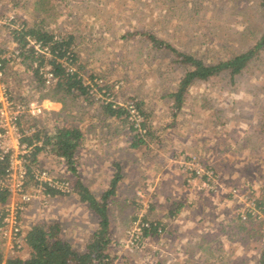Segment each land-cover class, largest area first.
Returning a JSON list of instances; mask_svg holds the SVG:
<instances>
[{
  "label": "rangeland",
  "instance_id": "374dc122",
  "mask_svg": "<svg viewBox=\"0 0 264 264\" xmlns=\"http://www.w3.org/2000/svg\"><path fill=\"white\" fill-rule=\"evenodd\" d=\"M13 15L28 21H33L36 16L43 17L48 28L75 33L80 60L86 68L103 75L108 82L121 85L119 88L115 85L111 91L118 94L114 100L129 108L131 105H127L125 100L135 96L144 102L150 113L148 120L155 133L152 142L148 143L149 149L140 146L133 153L126 152L127 127L115 133L118 142L113 145L119 148L117 156L124 170L134 179H139L142 168L135 163L144 156L149 164L154 163L150 166L154 174L148 175L143 182L136 180L135 186L138 182L140 184L137 191L133 189L132 197L119 195L112 199L115 218L111 222L113 238L109 250L116 255L114 264H219L214 259L206 261L198 257L203 255L198 251L199 243L194 245L196 251L186 249L188 246L184 240L173 234L174 230L177 232V225L168 226L170 233L137 241L130 233L134 230V222L141 221L142 216L153 219L157 210L152 204L153 196L158 193V187L153 189V181L162 175L164 169H174L179 158L190 154L198 155L203 163L217 168L219 173L218 188L212 192L205 191L211 194L214 202L212 210L206 213L212 228L218 229L219 222H223V219H217L218 214H237V198L229 196L232 187H238L241 195L252 191V198L257 199L259 195L264 198V51L259 66L240 75L234 83L229 82L226 73H221L208 81L192 84L182 108L173 116L172 102L165 94L174 90L184 67L173 64L167 53L148 55L143 42L121 38V34L148 30L169 40L177 49L191 52L209 63L228 58L254 44L264 32L262 0H0V47L5 48L6 56H14L15 53L5 29ZM18 62L19 58H14L5 65L0 81L3 88L0 90H4L7 98L15 96L17 100L40 101L44 106L43 113L37 117L40 123L49 128L54 123H77L89 141H99L94 137L97 135L93 132L95 126L101 128L112 121L101 119L98 103L83 110L75 109L77 114L83 115H79L80 120L72 121L65 116L59 102L38 99V92L33 83L30 84L29 72ZM95 98H99L98 95ZM20 122L24 126L29 123L25 118ZM101 138L104 135L101 134ZM13 139L11 134L9 141L13 142ZM177 142H184L193 150L173 154L171 148ZM97 144L91 142L96 150L90 154L87 148H83L78 160V171L84 168L82 176L96 192L99 190H94L96 186L90 180L93 172L90 169L94 167L91 158L96 157L99 161L101 158L105 160L106 156L108 159L116 157L109 149L98 150ZM85 151L86 157L83 155ZM39 165L49 168L53 175L66 174L69 178L65 166L53 156L39 155ZM185 187L199 192L196 185ZM163 189L165 187L160 190L164 192ZM122 190L128 192L129 188L123 185ZM151 204L153 209H149ZM158 210L157 213H161ZM134 216L137 218L132 220ZM51 219L61 220L63 238L78 249L82 248L97 221L86 205L74 197L58 194L52 197L47 207L41 206L39 200L26 207L20 216L21 235L32 223ZM261 222L253 224L255 235L251 240L245 238L241 241L242 248L235 254L232 264H250L254 252L263 247L264 218ZM224 233L220 232L218 236L223 238L227 234ZM137 243L141 245L137 246ZM22 245L16 253L18 256L27 255ZM225 248L228 249V245ZM9 249L10 245L0 238L3 256L9 257ZM186 250L193 251V258H188Z\"/></svg>",
  "mask_w": 264,
  "mask_h": 264
},
{
  "label": "trees",
  "instance_id": "16d2710c",
  "mask_svg": "<svg viewBox=\"0 0 264 264\" xmlns=\"http://www.w3.org/2000/svg\"><path fill=\"white\" fill-rule=\"evenodd\" d=\"M262 3L264 4V0H262ZM1 16L4 15L1 14ZM5 29L9 34L10 41L18 51L15 58H19L18 63L24 67L25 71L29 72L30 84L33 83V88L39 94V100L48 99L59 102L61 110L66 112L65 116L72 121L80 120V116L83 115L81 113L77 114L75 109L83 110L86 106L98 103L97 109L101 119L104 121L111 120L117 123L118 126H122V129L127 127L126 133H128L130 147L147 146V143L152 142L155 130L148 120L150 113L144 106V102L135 96H129L125 100V103L127 105L130 103L131 108L140 116V119L136 122L130 109L114 100V98H118V94L111 91L115 85L118 88L121 85L113 81L108 82L107 78L101 74H94L86 68L85 63L81 62L78 36L75 33L50 29L45 22V18H39L38 16L33 21H28L26 18L13 15L6 24ZM121 38L138 39L145 44L149 52L148 55L151 53H167L172 57L173 64L184 67V73L175 84L174 90L165 94L172 102L171 112L173 116L178 114L182 108L192 84L197 81H208L221 73H226L229 82L234 83L240 75L248 72L252 67L259 66L264 51V32L246 50L209 63L204 62L202 58L191 52L177 49L169 40L160 38L154 32L148 30L124 32L121 34ZM32 41L39 46V50L30 43ZM40 50L44 51L41 52ZM4 52L5 48L0 47V53ZM8 62L9 59H4L3 65H8ZM5 68L6 66L4 70ZM47 72L52 75V80L48 84H46L45 78ZM95 95H98L99 98H95ZM13 100L22 103L29 102L22 98L17 100L15 96H13ZM76 115H80L79 118H76ZM19 118L23 119L24 117L20 116ZM25 119L29 122L26 126L22 125L21 122L18 125L20 143L31 147V151L24 156L25 184L27 186L31 184L33 179L32 170L39 163V155L51 154L65 166L69 174L68 179L71 181L72 189L65 195L72 196L79 203L86 205L87 209L97 217V221L94 228L86 236L81 249L76 248L63 238V223L60 220L34 222L22 234V247L24 246L26 249L27 255H14L4 258L0 250V264H114L116 255L109 250V247L113 238L111 222L115 218L112 209L114 203L112 198L123 178L120 163L115 161L112 164L113 173L109 185L100 197L96 198L83 184L78 173L76 153L84 141L82 128L73 122V124L54 123L49 128L43 122L40 123L37 117H27ZM105 126L108 127L109 125L106 124ZM32 128L33 130H31ZM194 155L198 157V155ZM8 166L9 155L4 154L0 158V181L6 179ZM212 168L219 176L217 168L213 166ZM44 190L45 193L51 196L58 195L54 189L46 185H44ZM9 195L10 191L7 188L0 187V205L7 202ZM259 196L255 199V206L261 209L264 198ZM152 204L149 209H153ZM179 207L180 205L170 209L168 216H174ZM236 213L235 216L229 218L228 226H230V230H224V234H227L223 238L215 234L212 239L209 237L211 241L208 240V243L203 240L198 244V251L202 252V256H204L202 258L199 255L200 259L206 261L214 259L219 264L234 263L235 254L239 253L242 248L241 241H244L245 238L251 240L255 235L253 224L262 223L261 220L254 221L249 213H247V219L245 220L241 219L238 210ZM136 218L134 216L132 220ZM141 222L148 224L141 227L142 236L144 237L162 236L165 233L166 223L161 219H149L142 216ZM261 235L263 238L264 232ZM262 240L264 241V239ZM226 245H228V249L225 248ZM254 253V259L250 264H264V245Z\"/></svg>",
  "mask_w": 264,
  "mask_h": 264
},
{
  "label": "built area",
  "instance_id": "2783aa9c",
  "mask_svg": "<svg viewBox=\"0 0 264 264\" xmlns=\"http://www.w3.org/2000/svg\"><path fill=\"white\" fill-rule=\"evenodd\" d=\"M39 50V46L30 42ZM14 50V56H6L5 53H0V81L2 82L4 74L3 60L9 61L17 55L18 51ZM45 50V49H44ZM44 50H40L43 52ZM46 84L52 80L51 73L45 74ZM0 82V89L2 83ZM3 89V88H2ZM130 112L133 114L134 120L137 122L140 116L129 106ZM44 106L40 101L32 100L27 103L15 101L10 97L7 98L4 90H0V158L4 154L9 155V166L6 170V179L0 181V187L7 188L10 191L9 198L5 204L0 205V238L9 246L8 256L17 255V251L21 248L22 238L20 228V216L29 204L39 200L41 206L47 207L52 197L45 193L44 185L54 189L59 195L68 194L71 189V181L66 174L53 175L49 168L40 166L39 163L32 170V181L28 186L26 182V167L25 158L31 151V147L20 143L19 122L23 116L38 117L43 113ZM33 130V128L31 129ZM12 134L14 141H9V136ZM39 144V143H38ZM48 156H52L46 153ZM180 171L185 175V181L188 186H197L199 191L212 192L219 186L220 177L215 172L212 166L203 163L197 156L190 154L183 156L176 161ZM66 169V168H65ZM64 173V172H63ZM29 187V189H28ZM254 188H252L253 190ZM251 193L241 195L238 187H232L229 191L231 198H237L236 204L238 212L242 220L247 219L249 213L254 221L264 218V204L261 209L255 206V199L251 197ZM241 195V196H240ZM13 198V201H11ZM134 230L130 233L132 237H136L135 241L147 239L149 236H142V226H147V223L134 222ZM133 224V225H134ZM12 245H11V244ZM141 245L137 243V246ZM4 258H6L4 256Z\"/></svg>",
  "mask_w": 264,
  "mask_h": 264
},
{
  "label": "crops",
  "instance_id": "0c3cea01",
  "mask_svg": "<svg viewBox=\"0 0 264 264\" xmlns=\"http://www.w3.org/2000/svg\"><path fill=\"white\" fill-rule=\"evenodd\" d=\"M111 124L107 126H95L94 128V133L97 134L94 137L99 139V141H89L88 137H86L85 132L84 134V141L82 143V146L77 150L76 153V158H77V165L79 164L78 160L82 156V149L87 148L88 154L96 150L93 146H91L92 143H98L97 149L101 148L103 149H109L112 154H115L117 157H111L110 159L104 157L105 160L102 158L97 161L96 157L91 158L90 162L94 166L90 170L92 172V176L90 180L94 183V190L97 188L99 191H92L93 188L88 185L86 178L82 176L84 173L82 171H78L80 178L85 186L89 189V191L92 193V195L96 198H99L101 193L107 189L109 185L110 178L113 173V166L112 164L115 161H118L120 163L121 169H122V174L123 178L118 184V187L116 189V194H114L112 199H116L119 195H123V198H128L133 196V189L134 191L137 189V186H139L140 182H138L137 186L136 182L138 180H146L147 176H153L154 173L153 169L150 168V166L154 165V163H150L148 158H145L144 156L140 157L138 161L135 163L136 166L141 167V176H139V179H134L133 175H129L125 170H124V165L122 162L118 159V146L113 145L117 143L118 141L116 140L115 133L122 132V127L118 126L116 123ZM117 125V126H115ZM124 129V128H123ZM101 134L104 135V138H101ZM129 138V137H128ZM128 138L125 139L124 146H127L126 152L133 153L137 148H132L129 146ZM113 140V141H112ZM89 141V143H88ZM118 145V144H117ZM147 147L145 148L149 149V145L147 143ZM175 145V144H174ZM98 149V150H99ZM172 153L174 154L176 151L180 153L187 152L193 150L190 146L186 145L184 142H177L175 146L172 148ZM86 150V151H87ZM84 152L83 155L86 157V153ZM98 153V152H95ZM109 153V152H108ZM108 155H111L110 153ZM161 155L165 157L164 152H161ZM179 156V155H178ZM144 160V161H142ZM134 165V164H132ZM174 169H164L162 172V175L159 174L157 176L156 180L153 181L154 187H158L157 195L153 196V204H155V207H157V210L160 211L161 213L154 212L155 214L153 215V218L161 219L164 223H166V228H165V234L170 233V230H168V226L171 227V225H174L176 227L177 232L175 233V230L173 231V234H176L175 236H178L184 240V244H186L188 247L186 249L192 248L193 250L195 249L194 245L195 243H201V241L205 240L208 243L209 237H213V235H218L220 233V230L222 232L229 231L230 226H228L229 223V218L232 217V215L224 216V214H218L219 216L217 219L222 220L223 222H219L220 226H218V229L212 228L209 224V221L207 220L206 213H208L210 210H212V207L214 206L213 199L211 197V194H206L204 191H199L195 192L193 191L194 189L186 188L187 186L186 181H185V175L180 171L178 168L177 164L173 167ZM93 169V170H92ZM137 180V181H136ZM125 181V182H124ZM128 181V182H127ZM127 183H129L127 185ZM123 185H126V187L129 188L128 192H124ZM164 185V186H163ZM136 187V188H135ZM164 188V192H162L160 189ZM155 188V189H156ZM137 191V190H136ZM128 193V194H126ZM221 194V193H220ZM129 195V196H128ZM72 197V196H71ZM156 197V198H155ZM122 198V199H123ZM125 200V199H124ZM122 201V200H120ZM224 204V203H223ZM180 205L179 209L175 212L174 216L169 217L168 212L170 209L175 208L176 206ZM166 208L165 210H163ZM221 211V210H220ZM157 213V214H156ZM52 220V219H51ZM57 220V219H56ZM217 220V221H219ZM226 222L224 223V221ZM61 221V220H60ZM168 230V231H167ZM207 237V238H205ZM185 245V246H186ZM190 246V247H189ZM198 246V245H197ZM196 251V250H194ZM193 252V251H192ZM191 251H186L188 254V258H193L191 256ZM195 259V258H194Z\"/></svg>",
  "mask_w": 264,
  "mask_h": 264
}]
</instances>
